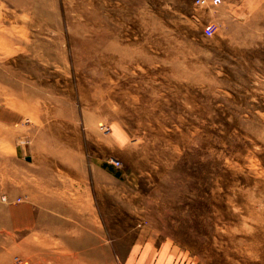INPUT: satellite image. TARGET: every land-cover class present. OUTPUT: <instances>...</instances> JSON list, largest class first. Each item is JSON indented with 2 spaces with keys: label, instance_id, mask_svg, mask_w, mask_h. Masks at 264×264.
I'll use <instances>...</instances> for the list:
<instances>
[{
  "label": "rangeland",
  "instance_id": "374dc122",
  "mask_svg": "<svg viewBox=\"0 0 264 264\" xmlns=\"http://www.w3.org/2000/svg\"><path fill=\"white\" fill-rule=\"evenodd\" d=\"M222 7L0 0V264H264V2ZM31 159L89 177L98 234L7 224Z\"/></svg>",
  "mask_w": 264,
  "mask_h": 264
},
{
  "label": "crops",
  "instance_id": "0c3cea01",
  "mask_svg": "<svg viewBox=\"0 0 264 264\" xmlns=\"http://www.w3.org/2000/svg\"><path fill=\"white\" fill-rule=\"evenodd\" d=\"M263 2L264 0H222V11L227 15L234 11L243 14L247 12L244 8L246 5H258ZM232 5L236 6L234 10L230 8ZM28 162L30 163L28 166H19V174L23 177L20 179L19 201L24 199L25 202L21 206L2 211L7 224L18 228L20 234L25 236V243H31L37 235H43L44 230H48L49 236H52L55 231L67 229L68 227L64 225L67 223L66 216H58V214L71 212L83 216L89 214L84 216L83 220H92L93 225H88V228L95 231L93 235L98 234L101 228L105 227L101 226L103 220L97 214L99 210L96 208L95 193L89 177L82 173L79 178L65 179L59 177L60 171L57 167L48 166L43 159L38 163L33 159ZM4 197L6 202L18 201L8 195ZM152 255L151 253L142 258V264L153 261ZM127 259L134 264V241Z\"/></svg>",
  "mask_w": 264,
  "mask_h": 264
},
{
  "label": "built area",
  "instance_id": "2783aa9c",
  "mask_svg": "<svg viewBox=\"0 0 264 264\" xmlns=\"http://www.w3.org/2000/svg\"><path fill=\"white\" fill-rule=\"evenodd\" d=\"M221 2L222 0H195V3L200 5H209V4L217 5ZM214 29H215V24L211 23L208 26H206L205 32L206 34L211 35L214 32ZM114 163L119 164L120 162L114 161Z\"/></svg>",
  "mask_w": 264,
  "mask_h": 264
},
{
  "label": "bare ground",
  "instance_id": "6f19581e",
  "mask_svg": "<svg viewBox=\"0 0 264 264\" xmlns=\"http://www.w3.org/2000/svg\"><path fill=\"white\" fill-rule=\"evenodd\" d=\"M68 197V196H67ZM5 198V197H4Z\"/></svg>",
  "mask_w": 264,
  "mask_h": 264
}]
</instances>
